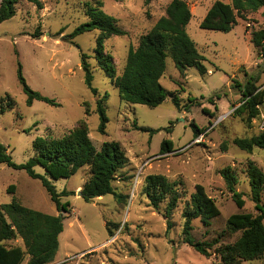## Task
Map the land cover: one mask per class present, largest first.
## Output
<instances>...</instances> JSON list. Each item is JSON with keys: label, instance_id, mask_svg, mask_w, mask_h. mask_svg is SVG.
Returning a JSON list of instances; mask_svg holds the SVG:
<instances>
[{"label": "rangeland", "instance_id": "rangeland-1", "mask_svg": "<svg viewBox=\"0 0 264 264\" xmlns=\"http://www.w3.org/2000/svg\"><path fill=\"white\" fill-rule=\"evenodd\" d=\"M39 1L42 8L37 10L28 0H18L15 16L0 23V109H4L0 112V145L15 164H24L34 154L35 138H60L84 120L97 151L106 142L118 143L123 150L127 164L116 174L112 187L126 199L118 203L112 195H105L85 201L78 196L89 177L86 167L68 179L50 180L58 193H72L60 199L69 206L66 212L58 213L39 181L30 179L22 170L0 164V205H8L15 197L28 209L62 218L63 230L51 264H221L214 249L233 243L240 235L227 233V218L238 213L256 214L250 200L246 162H254L264 174V150L255 148L247 154L232 144L235 138L258 134L262 126L260 114L264 105L250 125L244 123L245 115L233 116V110L240 105V91L247 83L257 80V86L264 85V67L257 68L264 62L256 58L249 42L250 33L264 25V10L248 14L246 22L237 19L230 32L222 33L199 28L215 0H183L192 15L186 33L203 56L207 73L201 76L196 69L188 68L179 75L171 58L166 57L160 85L177 96L181 106L188 99L199 104L179 112L170 96L154 109L119 100L117 90L94 59L98 32L71 38L73 31L87 22L83 6L92 4V0ZM100 1L101 11L114 18L118 28L125 32V36L104 42V50L113 58L118 76L129 48H135L139 37L164 16L171 0H151L148 4L145 0ZM35 35L37 38H33ZM81 54L88 57L91 87L96 94L85 84ZM18 69L30 90L53 100L57 106L40 101L28 106L17 81ZM235 84L240 88H234ZM98 103L108 120L104 134L98 132ZM191 122L203 132L197 138L193 137ZM164 140L172 142L174 152L159 154ZM227 167L234 173L236 191L242 194V209L236 208L220 175ZM34 171L44 175L40 167ZM148 175H161L169 182L181 184L179 189L184 197L172 212L168 232L165 203L154 209L143 194ZM195 185L204 188L220 212L208 225L199 220L191 222L194 240L217 243L207 258L180 244L182 212ZM9 186L15 188L14 195L7 193ZM261 204L264 205V189ZM21 244L17 240L7 246ZM243 264H263V260Z\"/></svg>", "mask_w": 264, "mask_h": 264}, {"label": "trees", "instance_id": "trees-1", "mask_svg": "<svg viewBox=\"0 0 264 264\" xmlns=\"http://www.w3.org/2000/svg\"><path fill=\"white\" fill-rule=\"evenodd\" d=\"M113 1L122 2V0ZM150 1L145 0V4ZM17 2L18 0H1L0 23L15 16ZM28 2L37 10L42 8L39 0H28ZM101 8L100 0H92V4H85L83 9L87 22L78 26L71 38L94 30L98 32L94 59L97 67L104 72L117 90L119 100L126 104L154 109L170 96L171 102L179 112L188 111L193 104L199 106L192 99H188L187 104L181 106L177 96L167 93L160 85L167 56L171 58L179 75L185 74L188 68L196 69L201 76L207 73L203 65V56L186 33V27L192 17L186 2L183 0L169 2L165 7L164 16L160 17L148 32L139 37L135 48H129L124 68L118 76L113 58L104 50V42L112 37L125 36V32L118 28L117 21L105 15ZM261 9L264 10V0H230L229 3L215 0L200 22L199 28L228 33L236 25L237 19L246 22L248 14L256 13ZM249 42L256 58L264 62V25L250 33ZM87 59L86 55L81 54L80 67L85 74L86 86L96 94L91 87V71ZM263 67L264 64L257 66L258 69ZM17 81L26 96L28 106L33 101L57 106L53 100L30 90L20 69L17 71ZM256 82L257 80L253 82L251 80L240 91V105L233 110V116L245 115L243 121L246 125H250L252 120L259 117V107L264 105V85L257 86ZM233 87L240 88L239 84ZM7 106L8 109L12 107L11 101ZM0 112L3 113L4 109L1 108ZM202 112L208 114L205 109H202ZM85 113L88 114V110H85ZM96 113L100 120L98 132L104 134L108 120L100 103L97 104ZM189 125L194 138L203 133L193 122ZM139 130L154 133L145 128ZM232 144L247 154H251L255 148L264 150V122L258 134L247 138H235ZM222 148L225 150L226 145L223 144ZM32 149L33 156L24 164L17 165L7 154L6 148L0 145V164L13 170H22L30 179L39 181L58 213L66 212V207L69 206L68 203L62 204L60 199L72 193L65 190L58 193L50 180L68 179L86 167L89 169V177L80 191L85 201H92L105 195H112L118 203L126 199L117 195L112 187L116 174L127 164L123 150L118 143L106 142L97 151L88 137L84 120L79 121L73 130L60 138L53 139L48 136L35 138ZM172 152H174L172 142L164 140L160 144L159 154ZM35 167L42 168L44 175L35 173ZM245 174L248 179L250 200L256 214L238 213L227 218L225 227L227 233L240 235L233 243L214 249L213 253L221 264H243L260 259L264 264V205L261 204L264 174L252 161L246 162ZM220 175L236 208L242 209L244 201L242 194L235 189L236 179L231 168L222 169ZM180 186V183L169 182L161 175H148L144 179L143 194L149 206L158 209L160 204L165 203L164 218L167 232L172 227L170 222L172 212L184 197L179 189ZM7 193L14 195L15 188L9 186ZM219 215L214 199L206 194L201 185H195L182 212L180 244L188 246L203 257H210L211 250L217 244L216 241L208 243L194 240L191 235V222L199 220L203 225H208ZM105 225L109 226V223ZM62 230L60 216H50L28 209L13 197L8 205H0V264L53 263L58 249L57 239ZM107 232L112 235L108 230ZM17 240L21 241V246H7L8 243Z\"/></svg>", "mask_w": 264, "mask_h": 264}, {"label": "built area", "instance_id": "built-area-1", "mask_svg": "<svg viewBox=\"0 0 264 264\" xmlns=\"http://www.w3.org/2000/svg\"><path fill=\"white\" fill-rule=\"evenodd\" d=\"M263 109H264V108H263ZM260 119H261L262 124H263V122H264V111H263V113L260 114ZM261 127H262V126H261Z\"/></svg>", "mask_w": 264, "mask_h": 264}, {"label": "water", "instance_id": "water-1", "mask_svg": "<svg viewBox=\"0 0 264 264\" xmlns=\"http://www.w3.org/2000/svg\"><path fill=\"white\" fill-rule=\"evenodd\" d=\"M78 196H81L80 191L78 192Z\"/></svg>", "mask_w": 264, "mask_h": 264}, {"label": "crops", "instance_id": "crops-1", "mask_svg": "<svg viewBox=\"0 0 264 264\" xmlns=\"http://www.w3.org/2000/svg\"><path fill=\"white\" fill-rule=\"evenodd\" d=\"M19 246H21V245H19ZM55 259V258H54Z\"/></svg>", "mask_w": 264, "mask_h": 264}]
</instances>
